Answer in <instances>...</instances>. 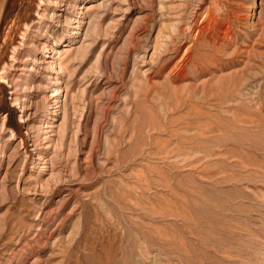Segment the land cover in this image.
I'll use <instances>...</instances> for the list:
<instances>
[{"label": "rangeland", "instance_id": "obj_1", "mask_svg": "<svg viewBox=\"0 0 264 264\" xmlns=\"http://www.w3.org/2000/svg\"><path fill=\"white\" fill-rule=\"evenodd\" d=\"M0 264H264V0H9Z\"/></svg>", "mask_w": 264, "mask_h": 264}, {"label": "water", "instance_id": "obj_2", "mask_svg": "<svg viewBox=\"0 0 264 264\" xmlns=\"http://www.w3.org/2000/svg\"><path fill=\"white\" fill-rule=\"evenodd\" d=\"M9 0H0V25L3 20L5 9L7 7Z\"/></svg>", "mask_w": 264, "mask_h": 264}]
</instances>
